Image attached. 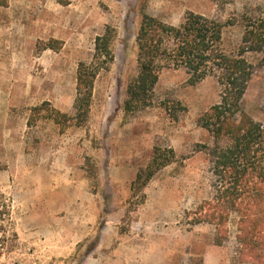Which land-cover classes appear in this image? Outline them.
I'll return each mask as SVG.
<instances>
[{"label":"rangeland","instance_id":"374dc122","mask_svg":"<svg viewBox=\"0 0 264 264\" xmlns=\"http://www.w3.org/2000/svg\"><path fill=\"white\" fill-rule=\"evenodd\" d=\"M261 6L264 0H7L0 7V264H255L239 261L235 215L221 246L214 227L193 223L197 206L212 197L211 139L197 119L219 102L217 81L192 85L184 70L165 69L151 107L126 115L121 105L136 75L143 15L176 27L186 13L225 23ZM223 31L225 45L239 43L238 26ZM105 33L112 60L94 79L77 126V66L92 62ZM241 106L264 122V69ZM154 149L172 150L173 158L134 183Z\"/></svg>","mask_w":264,"mask_h":264},{"label":"trees","instance_id":"16d2710c","mask_svg":"<svg viewBox=\"0 0 264 264\" xmlns=\"http://www.w3.org/2000/svg\"><path fill=\"white\" fill-rule=\"evenodd\" d=\"M6 5L7 0H0V7ZM233 26L240 28V40L227 46L223 30ZM109 45L107 33L98 36L92 62L77 66L73 102L77 126L89 112L94 79L112 60ZM135 45L136 75L128 81L121 105L126 115L151 107L159 74L165 69L184 70L192 85L208 77L217 81L219 102L197 119L211 139L205 149L212 197L197 206L193 223L214 227V243L221 246L235 215L239 261L264 264V122L255 121L241 106L255 71L264 69V6L246 8L236 20L225 23L186 13L176 27L143 15ZM55 116L58 122L60 115ZM171 158L172 150L154 149L134 183L144 184Z\"/></svg>","mask_w":264,"mask_h":264}]
</instances>
